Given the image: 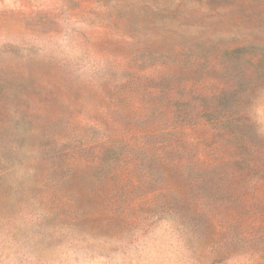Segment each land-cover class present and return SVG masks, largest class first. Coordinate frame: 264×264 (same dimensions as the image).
Here are the masks:
<instances>
[{
	"label": "rangeland",
	"instance_id": "rangeland-1",
	"mask_svg": "<svg viewBox=\"0 0 264 264\" xmlns=\"http://www.w3.org/2000/svg\"><path fill=\"white\" fill-rule=\"evenodd\" d=\"M229 45L264 0H0V264H264V77L243 146L161 109Z\"/></svg>",
	"mask_w": 264,
	"mask_h": 264
},
{
	"label": "trees",
	"instance_id": "trees-1",
	"mask_svg": "<svg viewBox=\"0 0 264 264\" xmlns=\"http://www.w3.org/2000/svg\"><path fill=\"white\" fill-rule=\"evenodd\" d=\"M261 47L264 50V46ZM239 48L229 45L216 49L219 51V55L220 52H223L227 58L221 59L219 69L214 68L208 75V77L215 78V82L210 80L206 82V77L205 83L200 88L196 87L188 92L193 98L199 99L197 104L187 102L182 106V109L177 106V102H167L165 109L164 106H161L170 127L176 120H180L184 125L202 124L221 136L226 137L230 133L231 137H234L232 140H236L240 146L244 145L243 137L253 132L255 127L247 109L248 106L243 101L248 90L263 80L264 64L261 63L264 61V51L257 61L256 54L242 58V62L248 64L242 66L238 61L240 57L233 54ZM218 57L216 56L217 60ZM154 105L156 107L150 108L152 111L159 109L161 104L152 103V106ZM189 112H194V117L189 115Z\"/></svg>",
	"mask_w": 264,
	"mask_h": 264
}]
</instances>
